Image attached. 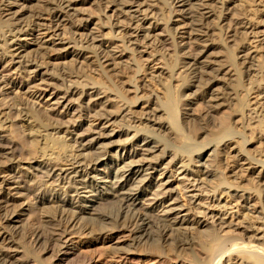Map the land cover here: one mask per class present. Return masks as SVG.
I'll use <instances>...</instances> for the list:
<instances>
[{
  "label": "bare ground",
  "instance_id": "6f19581e",
  "mask_svg": "<svg viewBox=\"0 0 264 264\" xmlns=\"http://www.w3.org/2000/svg\"><path fill=\"white\" fill-rule=\"evenodd\" d=\"M8 1L12 0H5V2ZM151 1L111 0L109 2V4L113 3L114 6L120 9L121 14L126 16V24H128L131 30L129 31L136 34L138 43H144V48H146V45L151 40V30L154 28L155 23L151 17L153 13H149L151 12L149 9L154 6ZM169 2L171 8L169 10L173 18L168 25V32L174 40L179 39L180 34L188 35L187 39L189 42L198 47L195 53L188 50V47H186L187 43L183 44L174 41L177 46L178 56L175 64L177 72H180L178 75L182 80L183 88L177 100H175V97L170 96L169 98L166 95L168 97L167 106H169L168 109L172 110V117H180L182 124H189V118L193 117L192 111L187 113L185 112L186 110H183L188 109L193 105V101H195L192 96L186 95L193 88H197L195 90H198V93L196 91L195 93H197L198 99L205 104L206 110L201 115L202 122H205L204 125L209 123L208 121L212 113L221 107L234 106L235 112H241L245 107V110L241 114L239 112L235 116L232 114L225 116L224 114V116L218 119L219 123L218 125L216 124L217 126L215 125V128L207 133L206 131L201 133V135L206 134V137H204H209V139L204 145L200 146L197 143L199 146L196 148L194 147L197 144L194 145L191 152L197 155V158L196 161L194 159L188 161L189 167L193 166V162H195V164L203 167L201 171H198L204 180H210L217 187L223 186L228 192L234 189V193H227V197H231L235 201L237 200L236 207L242 205V208L248 211V217L254 219V222L259 224L257 235L251 234L245 237L247 235L246 231L244 233L246 234L245 238L231 234L225 236L221 228L229 227V225L226 226L228 221L223 223L220 220L216 226L206 221H197L198 219H195V222L191 221L189 216L194 214L189 207L191 202L187 199L184 192L181 191L182 189L179 188V184H177V179H175L176 171H174V174L169 169V167L176 169L177 164L173 162L172 166H169L170 164L166 162L167 158L170 157L169 154H172L174 157L172 159L174 160L179 159L181 155L178 153L173 155V150L166 142L167 140L163 138V135L156 134L150 128L136 130L129 143L121 148L126 155L120 156L117 151V155H113L114 153L111 151L112 143L114 142V137L118 134L115 130H90L81 136L77 134L68 138V134L66 137L64 135L65 138H63L59 134L64 132V126L59 127L57 124V126L48 125L43 123L44 121H38V119L36 121L33 115L30 116L25 108H18L16 106L7 92V84L0 82V159L4 158L7 161L4 168L8 172V175L3 178L5 180L0 184V216H2L6 223L5 226L0 228V264L41 263V258L37 259L34 256L31 258V255L35 254H33L34 250L33 252L31 250L35 249L40 238L36 236V226L34 227L31 220H27V217L37 212L40 204L47 203L57 204L63 210H67L70 216L72 215L69 229L73 232L87 226H96L99 231L106 229L110 232L123 227V230L130 234V240L124 246L121 245L118 248L120 251L119 257L124 264H142L144 257L154 256V252L156 253V251L162 250L164 247L170 248V246H174L179 252L191 250V247L193 244L195 246V243L191 242L190 244L187 241L189 231H194L198 235L197 239L199 241H196L198 247L195 248L199 249V253L197 254L199 257H197L200 260L193 261V264H227L229 260L233 264H264V149H262L264 147V61H258L254 55V51L249 50V48L241 49L240 55H242L237 56L240 62L238 64L236 62L235 66L223 62L224 60L209 59L207 56L208 52L215 46L211 38L215 35L217 36L218 30L221 33L219 35L222 36V41L230 39H232L230 40L232 42L235 41L237 36L255 26L256 18L254 17L255 15L251 16V13H255L256 10L251 12L241 0H170ZM73 3L69 0H58L54 4H49L35 19L45 20L44 16L46 15L49 17L48 20L54 21L55 19L58 22L61 18L59 13L63 14L62 10L66 6L70 9ZM1 10L3 9L0 8V16ZM213 17L218 19V22L220 21L219 27L214 28L212 26L210 21ZM16 20V22H13L8 27L5 26L6 32L4 34L1 32L2 28L4 29V23L0 20V32L2 33L0 35L3 38H0L2 39L0 41L3 42L0 45V58L11 54L9 57L12 64H19L23 69H25L24 67H33V61L28 58L22 63L15 62L16 59H22L24 55L21 56V54L27 50L25 48L27 45L16 44V41L21 36L30 35L29 32L23 30V27L21 28L18 18ZM227 21L229 22L228 24L225 23ZM88 22L89 17L88 20L82 19L77 27L87 29L89 27ZM59 24L62 23L55 25ZM114 24L113 26L116 27L117 24ZM35 25L42 28L45 26V24L40 23H36ZM95 29L88 28L89 33L87 32L88 34H85V38H82L81 51L93 54L94 57L99 59L103 68L109 69H107L108 71L115 70L112 58L117 52L111 49V46H119L116 43L112 44L113 42L109 45L105 44L101 38L103 36L97 33ZM7 34L9 38L5 37ZM53 35L56 36L57 42H60L58 45H65L61 34L54 33ZM114 38L115 40L113 41L125 43L120 39V36L119 38ZM261 39L259 42L262 44L261 49L264 50V33ZM125 48L129 51L128 46ZM260 58L264 59V53ZM234 62H231V64ZM240 66L241 68L239 69ZM241 77H243V80L245 79L244 77H247L246 83L248 86L247 90L243 91L245 92L243 98L238 88L241 83L240 81H242ZM164 85L166 86V84ZM65 88L66 94L76 96L77 101L82 102L85 100L93 112V117L97 120L111 122L116 117H120L124 112L128 111V114L132 113V109L128 110L129 105L125 106L127 105L125 102H123V106L125 107L121 114L112 110L111 106L115 97L113 99L111 96L107 97V93L105 94L98 87L91 88L90 99L85 98L87 95L79 86L71 84ZM169 93L172 94L171 92ZM251 97L254 98L255 102H252V99H248ZM151 102L154 107L150 106V110L148 108V111L145 113L146 117L143 119L160 126L158 130H168L169 126L166 127V125L157 123L154 119V115L156 114L152 113L161 112L163 108L159 106L155 107V99L154 102ZM132 107L134 106L132 105ZM130 118L133 120L132 117ZM232 122L233 124H241L237 125V129H242L245 134L248 132L250 134L256 133L257 139L255 143L260 147L259 150H261L259 153L256 151V156L250 155L248 150H246L245 145L250 142L246 139L245 134L241 132L237 133L238 131L235 132L234 129L232 130L229 127ZM149 126L151 127V125ZM213 126L211 125V127ZM22 127H25L28 131L27 134L31 142L29 145L32 144L29 148L16 136L17 129H21ZM131 129L132 127L130 126L128 128L123 126L121 132H132L133 130ZM63 139L66 140L63 141ZM28 151H32L31 155L34 156L28 155L27 153H30ZM33 153H36L37 156H39V153L40 156L35 157ZM141 153H144L146 156L153 155V157L150 160L142 158L143 156H139ZM154 154L156 155L154 156ZM27 155L31 156L32 159L31 157L28 158ZM211 158H213L214 165H207V160ZM26 164L29 166L28 169L25 167ZM189 167L188 165L182 166L180 172L187 173L188 169L191 172ZM27 170H31L35 175L34 178L38 179H28L25 173ZM169 173L170 175H168ZM158 174L160 181L155 183L152 179ZM243 177H246L247 186L246 184L241 185ZM216 186H214V189ZM238 190H241V193ZM218 194H223V190L219 191ZM192 198L195 199L196 197L193 196ZM21 199H25V201L22 200L23 203L18 205L17 202ZM254 199L259 205L258 207L251 205ZM145 201L149 203L146 202L145 205ZM196 201L198 200L196 199L193 203H196ZM106 206H109L108 212L105 210L108 209ZM63 210L62 212H64ZM113 211L114 214L112 213ZM200 213L204 214V218L207 217L204 212H198L194 214V217H198ZM245 215L247 217V214ZM228 224H230V221ZM234 224L232 225L234 226ZM23 227H27L28 232L23 237L22 242H20L16 238V235L18 232L20 233V229ZM216 228H218L217 230L221 229L220 231L224 235L220 236ZM216 231L217 233H215ZM65 234L66 231L62 230L55 231L54 233L55 241L58 244L57 247H59L54 258L58 261H62L74 254L73 247L70 241L66 239ZM30 241L33 242V245L32 243L28 244ZM138 249H141V251H138ZM150 261L152 264H165L160 259H155V257ZM173 264H183L182 257L181 260L178 258V261L173 262Z\"/></svg>",
  "mask_w": 264,
  "mask_h": 264
},
{
  "label": "rangeland",
  "instance_id": "374dc122",
  "mask_svg": "<svg viewBox=\"0 0 264 264\" xmlns=\"http://www.w3.org/2000/svg\"><path fill=\"white\" fill-rule=\"evenodd\" d=\"M3 1L0 0V8L3 9L1 10L2 12H1L0 20L1 22L4 23L3 24L4 29L2 28L1 32L4 34L6 32L5 26L8 27L13 22H16L17 21L16 18H18L19 24H21L20 25L21 28L23 27L24 31L30 33L29 36H21V38L18 41H16V44L27 45L25 47L27 50L26 52L21 54V56L24 55L22 57V59L24 60L22 61V59L20 58V59H16L15 62L22 63L26 61L28 58L29 60L33 61L34 64L33 67L32 66L24 67L25 69H23V67H20L19 64H12L10 60L11 58L9 57L11 56V54L10 55L7 54V57L0 58V82L7 84L8 87L7 92L9 93L11 99L18 108H25L28 114L30 116L33 115L36 121L38 119V121L39 120L41 122L44 121L43 123L48 125L57 124L59 127L64 126L63 127L64 132H61L59 134V136L63 138H65L68 134H69L68 138L77 134L81 136L84 135L86 132L88 133L90 130H97V131L115 130V132L116 133L118 132V134L114 137L113 139L114 142L112 143L113 145L111 151L112 153H114L113 155H117V152L120 156L126 155L125 153H123V150L121 148L126 146L127 143H129V141L134 135V131L143 130L145 128H150L154 130L156 134L160 136L163 135V138L167 140L166 142L168 143L169 146H171V149L173 150V155L177 153L181 155L179 159L174 160L172 159L174 158L172 154H169L170 157L167 158L166 162L170 164L169 166H172L171 164H173V162L177 164L176 169L174 167L173 168L169 167V169L172 170L173 173L174 171H176V174L175 173L174 174L177 178L175 177V179H177L178 182L177 184H179V188L182 189L181 191L184 192L187 199L191 202L189 204V207L191 208V212L192 213L194 212V214L198 212H204L207 215L206 217L207 219H206L204 218V214L200 213L198 217L196 216L194 217V214H191L189 216L191 221L193 220V222H195L198 219L197 221L199 220H201L202 222L206 221L207 223L213 226H216V224H218L220 220L223 223L225 221L226 222L230 221V224H228V222L226 224V226L229 225L230 228L229 227L221 228L222 230L221 229L217 230L218 228H216L220 236L224 235V233L225 236L231 234L234 236L239 235L238 237H242V238L248 237V235L250 236L251 234L257 235L256 233H258L257 228H259V224L255 223L254 219L248 217V211L243 209L242 205L240 207L239 206L236 207L237 200L235 201V199L233 200L231 197H227L228 196L227 193L233 194L234 189L228 192V190H226L225 187L223 186L217 187L215 183H211L210 180H204L203 177H201V173H199V171H201L203 167H201V165L199 164H195V162H193L194 163L193 166L189 167L188 161L192 159L196 161L197 158V155H195L194 153L192 154L191 152L193 151L194 145L197 143L200 146L204 145L209 139V137L205 138L206 134L201 135V133L205 131L207 133L211 129L215 128V125L216 124L218 125L219 123L218 119H220L221 116H224V114L225 116L231 114L235 116V114L237 115L239 111L235 112L234 106L227 108L221 107L218 110H216L214 113H212L208 121L209 123L204 125L205 122L204 121L202 122L201 115L206 110L205 104L198 99V95H196L198 93V90H195L197 88H193L186 95H189V97L192 96V98L195 99V101H193L192 103L193 105H191L188 108L189 110L186 108L183 111L186 110L185 112L187 113L188 112L190 113L192 111L191 114H193L194 118L193 117L189 118L190 120L188 122L189 124L187 123L188 125H186V123H183L184 124L183 125L180 117L179 118L172 117L171 114L172 110L168 109L169 106H167L168 97L169 98L170 96L173 98L175 97L176 98L175 100H177L178 99L177 97H180L183 88L182 80L178 75V73L180 72L179 71L177 72V67L175 64L176 61L178 60L177 46L175 42L177 41L183 44L187 43L186 47H188V50L195 53L198 47L196 45L191 44V42H189V40L187 39L188 35L180 34L179 39L176 38L177 40H174L172 35L168 32V25L170 24L173 18L170 11L171 10L170 2H169L170 0H152V1L148 0L153 2L154 5L149 9V11H151L149 13L150 14L153 13L151 17H152V21L154 20L155 23H154V28L151 30L152 32L151 40H150L151 43L149 42L146 45V48H144L145 46L143 42L138 43L136 34L130 32L131 30L128 27V24H126L127 22V20L125 19L126 16L121 14L120 9L114 6L113 3L109 4L111 0H102V1L101 0H97V1L69 0L71 2H74L70 6L71 8L69 9V7L66 6L62 10L63 14L59 13V15L61 16L60 20L63 19L66 21L59 20L58 22L55 19L54 21L48 20L49 17L46 15L44 16L45 20L35 19V17H37V15L42 13L45 10V8L49 6V4L51 3L54 4L58 0H20V1L12 0L8 2H5V0ZM241 1H243L245 6L248 8V10L250 9L251 12L256 10L255 13L250 12L251 16L255 15L254 16L256 18L254 24L255 26L252 29L246 31L245 33L237 36L239 40L235 38V41L233 42L230 41L232 39L227 41H222V36L219 35L221 33L218 30L217 36L215 35L211 38L215 46H213L212 49L207 54L209 59L211 58L212 60L214 59L217 61L224 60L223 62L235 66L236 62L237 64L238 62H240V60L238 61L237 56L240 55V51H242L241 49L244 50L246 48L247 49L249 48V50L254 51V55L257 57L258 61L260 62L264 61V59L260 58V56L263 55L264 50L261 49L262 44L259 42L260 40H262L261 38L264 33V7H263L264 3H262L264 0L263 1L241 0ZM86 10L89 12H87ZM91 11L94 12L92 13ZM88 17H89V22L87 23L89 25L88 28H96L95 30L97 31V33H99L101 36L104 37L101 38L103 39L105 44L109 45L110 43L113 42L112 44L116 43V45L119 46L116 47L115 45L111 44L112 45L111 49H114L115 52H117L116 53L117 55L115 54V56L112 58L113 60L112 63L115 65L116 68L115 70L113 69L112 71H108L109 69L106 67H105L106 69L103 68V66L100 64L101 62L99 61V59L94 57L93 54L81 51V47H80L82 45L81 42L85 38V34L87 32L89 33V31L88 28L82 29L77 27V25L80 23L82 19L88 20ZM116 22L117 23L120 22V23L117 24ZM210 22L214 28L219 27L218 25L220 21L218 22V19L213 17ZM36 23L45 24V26H43L44 29L42 27L36 26L35 25ZM58 23H62V24L55 25ZM114 23L117 24L116 27L113 26ZM225 23L228 24L229 22L227 21ZM1 32L0 34H2ZM54 33L61 34V37L64 38L65 42L63 41V43L65 45H58L60 44V42L59 41L57 42V38H55L56 36L53 35ZM119 36L120 39H122V41H124L126 44L118 41H113L115 40L114 37L119 38ZM181 36L182 38H180ZM5 37L9 38V35L7 34L5 35ZM0 38H2L1 35ZM2 43L3 42L0 41V45H2ZM139 45L141 46L139 47ZM113 46L116 48H114ZM126 46L129 47L128 49L129 51H127V49L125 48ZM114 59L117 63L114 61ZM231 62L234 63L231 64ZM240 68L241 66L239 67V69ZM110 69H112V67H110ZM244 78L245 81L243 80V77L240 78L242 81H240L241 83L240 86L238 87L242 98L245 93L243 91L247 90L246 88L248 87L246 83L247 77ZM71 84L79 86L81 90L83 89L82 91L86 93L87 96L85 98L87 99L91 98L90 97L92 91L91 88L98 87L101 89L102 92H104L105 94L107 93L106 94L107 97L111 96L112 99L113 97H115L113 99L114 102L112 103L111 106L112 110L117 111L118 114H121L123 112V108L129 105L128 110L132 109L131 110L132 113L128 114V111L124 112L120 117H116V119H114L115 122L113 120L111 122H107V121L105 122V120H99V119L97 120L93 117V112L90 110L85 100H83L82 102L77 101L76 96H71L69 94H66L65 87ZM164 84H166V86ZM195 91L197 93H195ZM169 92H171L172 94H170ZM116 97L118 98L116 99ZM253 97L248 99L250 100L252 99V102H255L253 100L254 99ZM154 99L156 104L155 107L159 106L160 108H163L161 112H152L156 114L154 115L155 116L154 119L159 124L166 125V127L169 126L168 130L159 129L160 130L159 131L158 127L160 126L156 124L154 125L152 122H148L143 119L144 117H146L145 113L146 111H148V108L150 110V106L154 107V105H152L151 102V101L154 102ZM244 99L247 100L246 97H244ZM123 102L127 103V105L123 106L124 105ZM132 105L134 107H132ZM241 109L239 110L241 111ZM195 110L196 112H194ZM244 110H242L239 113L241 114ZM129 116L132 117L133 120H131ZM113 122L114 124H112ZM120 123L121 125L123 123V125L121 126ZM194 123L195 125H193ZM232 124H230L232 127L229 126L230 128H232V130L234 129L235 132L238 131L237 133L239 132H241L242 134L244 133L242 129L240 128L237 129L238 127L237 125H241V124L239 123L237 124L234 123L233 125ZM149 125H151V127ZM211 125L214 126L211 127ZM123 126H125L126 128L130 126L132 127L131 130L133 131L121 132ZM27 132H28L27 129L25 127H22L21 129H17L16 136L24 145H26L29 148V146H31L32 144L29 145V143L31 142ZM248 133L246 134L244 133L246 139L248 140V142H250L245 145V148L246 150H248L250 155L252 154L253 156L254 155L256 156L257 155L256 151H258L257 153L261 151L259 150L260 147H258V145L255 143L257 139L256 133L255 134L253 133L254 135L249 133V136ZM198 134L201 136H199ZM65 140L66 139H63V141ZM198 144L194 148L198 147L199 146ZM117 148L120 152L117 150ZM262 149H264V147ZM32 151H28L30 153L27 154L31 155ZM33 154H35V157L37 156L36 153ZM224 154L226 155V153ZM38 155L40 156L39 153ZM155 155L156 154H154V156ZM31 156H28V158H30ZM139 156L140 157L143 156L142 158H148L149 160L153 157V155L146 156L144 153H141ZM0 162H1L0 166L2 165L0 167V184H1L5 180L3 178H5L6 175H8V172L4 168L7 164V161L3 158L0 159ZM207 163H206L207 165H214L213 158L208 159ZM182 164L188 165L191 172H189V169L187 173L186 172L182 173V171L180 172V168L184 166ZM25 167L26 169H28L29 167L28 164H26ZM25 173L27 174L28 179H32V178L33 180L38 179V178H34L35 175L34 173H32L31 170L29 171L27 170ZM168 175H170V173ZM154 178L152 179L153 182L158 183L160 181L159 174L156 175ZM245 178L246 177L242 178L243 182L241 185L246 184L247 186V181L245 180ZM214 186H216L215 189ZM222 190H223V194L219 195L218 194L219 191ZM238 191H240L241 193V190ZM193 196H195L196 198L195 199L192 198ZM196 199L198 201H196V203H193ZM22 200L23 199L17 202L18 205H21V203H23ZM23 201H25V199ZM148 201L150 202V200ZM146 202L147 201L144 202L145 205ZM256 202L257 201L254 199L251 202V205L258 207L259 205ZM106 207L108 209L105 210L108 212L109 206ZM62 210L63 208H60V206L54 203L53 204L47 203L43 205L40 204L37 212L33 213V215H29V217L31 216L30 218L27 217V220H31L33 226L34 227L36 226L35 233L36 236L40 238V241L39 243H37V246L36 247L34 246L35 249L31 250L32 252L34 250L33 254L35 253L34 255H31V258H33V256L37 257V259L41 258L40 264H45V263L46 264H52V263L53 264H59V263L60 264H124L122 263V260L119 257L120 251L118 250V248L121 247V245L124 246V244H126L130 240L129 232L123 230V227H119L120 229L118 228V230L117 229L114 231L112 230L111 232L107 231L106 229L99 231V229H97L98 227L96 226L83 227L80 228L78 231L73 232L69 229L70 227L69 224H71L72 215L70 216V213H68L67 210L64 209L63 210L64 212H62ZM112 213L114 214V211ZM245 214H247V217ZM232 224H234V226ZM5 225H6L5 221L3 220L2 216H0V228H2ZM247 227L248 229H246ZM25 228L27 231L25 230ZM22 229H20V233L18 232V234L16 235V238L20 242H22L23 237L26 236L25 234H27L28 232L27 227H23ZM58 230L66 231L65 234L66 239L70 241V244L72 245L74 251L73 255L67 257L66 259H63L62 261H58L56 260V258H54L56 256L55 253L59 248L57 247L58 244L56 243L54 236L55 231ZM96 230L98 231L96 232ZM220 230L223 231L224 233L221 232ZM217 231L215 233H217ZM193 232L194 231H189L187 236L188 240L186 239L188 242H190V244L191 242L195 243V246L193 244L194 247L192 246L193 248L191 247V250L180 251L181 252L180 253L178 250L175 249L174 246H170V248L164 247L163 249L161 248L162 250L156 251V253L154 252L155 254L154 256L151 255L149 257L148 256L144 257L142 264H152L150 260H153L154 257L155 259L156 258L160 259V261L161 262L163 261L162 263L165 264L168 263L173 264V262L175 263L176 261H178V258L181 260V257L183 264H193L194 263L193 261H199L200 258H198L199 256L197 255L199 253L198 251L199 249L195 248L198 247L196 242L198 241L197 239L198 235H196V233ZM245 232L247 235L244 234ZM31 243L33 245V242L31 241L28 244L30 245ZM139 250L141 251V249H138V251ZM229 262L233 264L230 260L228 261L227 264H230Z\"/></svg>",
  "mask_w": 264,
  "mask_h": 264
}]
</instances>
